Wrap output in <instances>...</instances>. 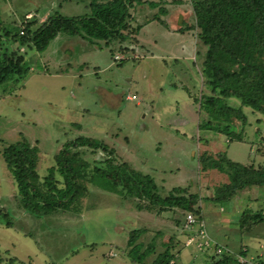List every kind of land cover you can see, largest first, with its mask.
Listing matches in <instances>:
<instances>
[{
	"label": "rangeland",
	"instance_id": "374dc122",
	"mask_svg": "<svg viewBox=\"0 0 264 264\" xmlns=\"http://www.w3.org/2000/svg\"><path fill=\"white\" fill-rule=\"evenodd\" d=\"M192 1L195 0H180L185 5L184 18L179 15L181 10L176 11L181 6L171 7L173 13L165 30V25L157 21L143 24L157 9L137 6L134 20L143 25L137 34L138 44H129L135 47L133 53L122 54L116 42L110 46L101 42L82 45L79 38L69 40L65 35H58L41 53L32 47L10 46L11 52L24 55L29 70L10 94H2L0 87V264H134L127 257L128 235L133 230L152 227L156 219L145 209L135 207L141 202L89 186L91 194L81 200L82 212L35 217L19 204L16 187L1 156L2 149L25 138L37 147V173L44 176L62 145L80 136L103 142L122 161L149 174L161 197L176 187L197 194L199 209L211 222L208 226L214 242L233 252L247 248L248 259L264 264L257 255L259 249L264 253V225L248 231L252 238L234 230L242 212L264 213V186L244 190L230 204L209 203L213 189L226 182L227 177L216 170L198 169L202 153L210 156L223 153L233 162L264 165V116L243 109L248 124L243 129L242 142H228V137L207 130L206 124L205 128L201 126L197 101L204 91L199 64L205 48L197 42L195 50V44L190 46L191 36H187L186 45L174 34L181 29L179 25L185 30L193 24ZM88 12L86 0H0V36L2 28L13 33L21 30L28 19L37 24L54 13L76 16ZM189 31L191 35L197 33ZM185 49L190 54L196 52L189 56L187 69L193 75L186 80L178 72L186 63L179 64L169 59L170 55L154 58ZM132 95L134 100L126 98ZM228 103L235 105L238 101L231 98ZM82 151L88 161L102 155ZM140 214L142 217L136 218ZM157 215L169 216L170 212ZM3 216L11 222V228L4 225ZM175 216L179 228L173 219L175 225L163 220L159 229L169 236L175 235L178 259L184 264H201L193 259L199 255L203 256L202 264L217 260L213 253L199 250L202 247L197 229L184 230L181 224L186 223L185 217L179 213ZM215 218L219 222L225 219L237 235L228 246L215 240L221 238ZM168 230L171 233H166ZM187 235L189 238L185 240ZM169 236L159 238L156 251L163 250L159 243ZM153 237L145 233L139 240L147 244ZM153 259L150 257L147 264Z\"/></svg>",
	"mask_w": 264,
	"mask_h": 264
},
{
	"label": "trees",
	"instance_id": "16d2710c",
	"mask_svg": "<svg viewBox=\"0 0 264 264\" xmlns=\"http://www.w3.org/2000/svg\"><path fill=\"white\" fill-rule=\"evenodd\" d=\"M86 1L89 12L85 14L64 16L54 13L37 24L28 19L21 30L13 33L1 29L2 94H10L29 70L24 55L17 51L11 52L10 46L32 47L41 53L58 35H65L77 37L90 45L101 42L103 46H110L116 42L122 54L133 53L135 47L129 44H138L137 34L142 25L149 21L162 23L165 6L179 0ZM141 5L151 10L157 9V13L145 18L143 24H136L133 11ZM191 9L194 22L186 29L197 30L196 39L205 48L199 64L204 91L200 92L197 101L201 126L206 124L207 130L228 137V142H242L243 129L248 124L243 109L264 116V0H195L191 3ZM231 98L237 100L238 104L230 105L228 99ZM233 128L238 132H234ZM84 149L89 150L91 155H102L88 161L83 157ZM1 156L16 187L21 208L35 217L82 212L81 200L91 194L89 186H96L122 198L141 202L135 206L139 210L145 209L156 214L178 210L183 212L184 217L191 213L197 221L204 222V229L215 244L214 247L219 246L210 234L208 224L211 226V222L199 209L200 198L197 194H189L185 188L176 187L167 196L161 197L149 174L122 161L113 148L99 140L80 136L65 142L53 156V165L44 176L37 173L38 149L25 138L5 146ZM198 169L202 172L216 170L227 177L226 182L213 189V195L208 198L209 203L229 204L244 190L264 186V165L233 162L223 153L215 156L202 153L198 158ZM3 217L4 225L11 228V222L5 219L6 216ZM259 225H264L262 211H244L234 230L237 229L243 236ZM183 228H196L198 232L196 224L185 223ZM234 230L224 229L223 234L220 232L221 238L218 236L214 239L226 245L237 236ZM145 233L142 229L129 233L127 257L130 261L147 264L146 261L153 256L151 264H174L179 254L175 236H169L173 242L169 238L160 242L159 246L163 250L158 252L155 243L162 235L156 232L151 241L144 244L139 239ZM230 262L235 261L222 255L209 264Z\"/></svg>",
	"mask_w": 264,
	"mask_h": 264
},
{
	"label": "crops",
	"instance_id": "0c3cea01",
	"mask_svg": "<svg viewBox=\"0 0 264 264\" xmlns=\"http://www.w3.org/2000/svg\"><path fill=\"white\" fill-rule=\"evenodd\" d=\"M180 1V0H179ZM176 2V3H173V4H168V5H166L165 6V8H166V13L163 15V16H161V20H162V23H160V22H158V23H160L161 25H165V28L163 29V30H165L166 28H167V24L169 23L170 24V19H169V16H170V14H172L173 13V9L171 8V7H176V8H178V7H180L181 6V9H176V11L177 10H181L182 12L181 13H179V15L180 16H182L183 18L185 17V15H186V12H185V5L183 4V2ZM172 5V6H171ZM147 7V6H146ZM171 12V13H170ZM190 14H192V11L190 12ZM190 17V16H189ZM183 20V19H182ZM183 21H185V20H183ZM182 21V22H183ZM168 22V23H167ZM182 22H180L179 24H181ZM180 27H181V29H179L178 30V33H174L178 38H179V40H181V42H184L186 45H187V36L189 35V36H191V42H190V46H193L194 44V46H195V50H196V43L198 42V40L196 39V34H190V33H192V32H190L189 30H187V29H185V30H183L185 27H182L181 25H179ZM69 38V40H74L73 38H75V37H68ZM138 40V39H137ZM78 43L79 44H82V45H84V41H82V40H80V41H78ZM193 53H195L196 54V52L193 50L192 51V53L191 54H193ZM191 54H190V50L189 49H185V50H182V51H176L175 53H170V52H167L166 54H164V55H156V56H154V58H161V59H163L165 56H167V55H170V56H168V58L169 59H172V60H174V61H176V62H178L179 61V64H181V62H183V63H189L190 62V60H189V56H191ZM189 61V62H188ZM181 66V65H180ZM185 67H179V69H178V72L180 71L181 73H182V80H186L187 78H191L192 77V75H193V71L191 70V69H187L190 65H184ZM194 77V76H193ZM173 85H175L174 83H173ZM186 97V96H185ZM127 98V97H126ZM187 123V121H184V124H186ZM161 127V126H160ZM230 204V203H229ZM230 207V206H229ZM145 211H147V212H149L148 213V215L149 216H155L156 217V219L154 220V224H153V226L152 227H150V226H145L144 228H142V230H145L146 231V233L148 234V235H155L156 234V232H159L163 237H165V238H167V236H169V235H167V234H165V233H163L160 229H159V227H161L162 226V222H163V220H164V222H169L170 224H174V222H173V219H175L176 221H175V224L178 226V228H179V221H178V219H176L177 218V216H175L177 213H179V214H182V216L184 217V214H183V212H181V211H178V210H175V211H166V212H170V215L169 216H158L157 214H155L153 211L151 212V211H148V210H145ZM140 213H143V212H141L140 211ZM160 214H162V213H160ZM179 216V215H178ZM142 217V215L140 214L139 216H137L136 218H141ZM157 217H158V219H157ZM160 219V220H159ZM217 220H218V222H219V219L217 218ZM163 224H166V223H163ZM174 224V225H175ZM185 224V223H184ZM184 224L182 225L181 224V227L183 228V226H184ZM219 225H220V232H222V234H223V231H224V229H229V223H226V221H225V219H220V222H219ZM174 228L176 229L177 227L176 226H174ZM183 230V229H182ZM147 231H149V233L147 232ZM184 232V231H183ZM166 233H171L170 232V230H168V231H166ZM185 233V232H184ZM170 235H173V234H170ZM173 236H175V235H173ZM244 237H246V238H252V236L250 235V234H246ZM243 237V238H244ZM185 238V237H184ZM242 238V239H243ZM188 239V236H186V239L185 240H187ZM163 241H166L165 239H163ZM248 247H250V243L247 245ZM187 247H189V248H192V245H188ZM247 249V248H246ZM194 251H195V249H193ZM239 251V250H238ZM238 251H236V253H238ZM247 252H249V249L247 250ZM255 252V251H254ZM195 254H198L196 251H195ZM257 254V253H256ZM259 257H260V259L261 260H263V262H264V253L263 252H261V250L259 249V251H258V254H257ZM179 257H180V255H179ZM178 256H177V262H176V264H184V261L183 260H179L178 258H179ZM202 257L203 256H201V255H199V256H196L195 258H193L195 261L194 262H196V261H198L199 263L201 262V264L203 263V261H202ZM205 258V257H204ZM215 260V259H214ZM210 262L209 261H207L206 262V264H209ZM186 264H193V263H186ZM227 264H236L235 262H230V263H227Z\"/></svg>",
	"mask_w": 264,
	"mask_h": 264
},
{
	"label": "built area",
	"instance_id": "2783aa9c",
	"mask_svg": "<svg viewBox=\"0 0 264 264\" xmlns=\"http://www.w3.org/2000/svg\"><path fill=\"white\" fill-rule=\"evenodd\" d=\"M22 32L20 31V34ZM115 60H120L118 57L114 58ZM135 97L132 96L130 99H134ZM186 224H196L198 228L197 236H199L201 240V247L199 248L200 251H203L204 253H207L209 255L210 252L213 253L215 256H222L226 255L234 259V261L237 264H259L256 261H253V259H248L247 257V250L245 248H241L238 253L233 252L231 249L223 246L214 247V243L212 240L208 237L206 230L204 229V225L202 221H197L196 217L192 215L191 213H187L185 216ZM200 229V230H199ZM212 249V250H211Z\"/></svg>",
	"mask_w": 264,
	"mask_h": 264
},
{
	"label": "clouds",
	"instance_id": "9594fccd",
	"mask_svg": "<svg viewBox=\"0 0 264 264\" xmlns=\"http://www.w3.org/2000/svg\"><path fill=\"white\" fill-rule=\"evenodd\" d=\"M132 96H134V95H132ZM132 96H127V98H128L129 100H134L135 98H134V99H130V97H132ZM134 97H135V96H134Z\"/></svg>",
	"mask_w": 264,
	"mask_h": 264
}]
</instances>
